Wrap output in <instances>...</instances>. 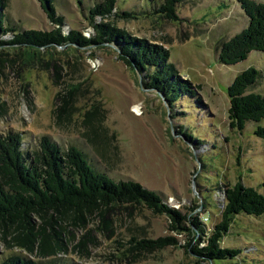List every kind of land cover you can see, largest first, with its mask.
Wrapping results in <instances>:
<instances>
[{
    "label": "rangeland",
    "instance_id": "374dc122",
    "mask_svg": "<svg viewBox=\"0 0 264 264\" xmlns=\"http://www.w3.org/2000/svg\"><path fill=\"white\" fill-rule=\"evenodd\" d=\"M54 1L56 15L64 19L63 34L95 35L88 11L102 0ZM159 3L116 0L113 13L131 17H97L94 22L110 23L130 38L168 52L174 78L186 83L190 92H181L169 105L159 92L144 87V73L119 60L114 43L4 49L0 137L19 134L27 152L37 150L41 137L62 149L74 146L95 170L115 181H134L169 207L197 218L207 236L220 222L227 187L239 182L264 194V141L253 134L257 125L264 126V119L246 122L242 131L232 128L227 96L235 76L249 67L259 71L250 90L264 91V52H251L234 66L217 61L220 44L247 25L236 0H184L175 8L178 20L155 14ZM5 13L6 25L20 31L55 28L36 0H7ZM1 39L7 41L10 35ZM90 129L104 139V147L88 142ZM68 216L53 220L58 222L54 230L61 232V245L51 246L52 256L43 255L39 244L32 252L15 247L13 231L0 230V262L21 255L37 264H205L186 251L188 237L173 231L166 215L143 205L82 208ZM33 220L38 229L45 223L38 216ZM164 237H173L177 244L142 250L135 244ZM220 248L240 254L214 264H264V216H235Z\"/></svg>",
    "mask_w": 264,
    "mask_h": 264
},
{
    "label": "trees",
    "instance_id": "16d2710c",
    "mask_svg": "<svg viewBox=\"0 0 264 264\" xmlns=\"http://www.w3.org/2000/svg\"><path fill=\"white\" fill-rule=\"evenodd\" d=\"M36 1L55 28L51 31H20L9 27L5 20L7 0H0L1 51L54 47L89 48L103 43H114L119 50V60L136 73H144V87L159 92L169 105L178 100L181 92H190L186 83L174 78L175 69L167 63L168 52L154 45H145L139 39L130 38L126 32L110 23L94 22L97 17L102 21L111 16L119 17L117 13H113L116 0H102L89 9L88 20L95 35L92 34L88 38L77 31L62 33L64 19L56 15L54 0ZM183 1L160 0L154 13L170 20H178L175 8ZM236 2L247 18V25L218 47L217 61L225 66H234L246 60L251 52H264V2ZM129 17L130 13L123 12L119 18ZM6 35H10V39L2 40ZM258 75L257 69L249 67L237 74L227 87L230 102L228 116L232 128L242 131L246 122L257 124L264 119V91L259 93L250 90ZM89 115L91 114L85 116L86 126L90 120ZM88 132L85 136L91 145L96 148L105 146L104 139L100 135L97 136L94 129ZM253 134L264 141V126L257 125ZM183 136L193 139L189 133H184ZM22 144L19 134L9 133L0 137V230L3 234L13 231L14 246L28 252H32L35 244H39L40 252H45L43 255H54V252L48 250L51 246L61 245L57 242L61 232L54 230L58 223L53 221L56 217L67 220L70 213L76 214L82 208H107L117 204H129L143 205L154 214L166 215L171 222L170 228L188 237L184 245L186 251L193 254L200 263L214 264L216 260H231L240 254L239 250L220 248V240L228 233L235 216H264V194L237 182L223 192L224 205L220 222L213 227L209 235L204 236L197 218H189L188 215L169 207L157 193L134 181H115L107 174L95 170L84 153L76 147L68 146L62 149L47 137H41L37 150L32 152L25 151ZM36 216L45 219L43 225L39 223V229L33 225ZM52 237L54 240L51 245ZM202 243H205L204 247L201 246ZM135 244L141 250L162 249L177 244V241L173 237H164L154 241L140 240ZM0 264L37 262L21 255H11Z\"/></svg>",
    "mask_w": 264,
    "mask_h": 264
},
{
    "label": "bare ground",
    "instance_id": "6f19581e",
    "mask_svg": "<svg viewBox=\"0 0 264 264\" xmlns=\"http://www.w3.org/2000/svg\"><path fill=\"white\" fill-rule=\"evenodd\" d=\"M135 109V108H134Z\"/></svg>",
    "mask_w": 264,
    "mask_h": 264
}]
</instances>
